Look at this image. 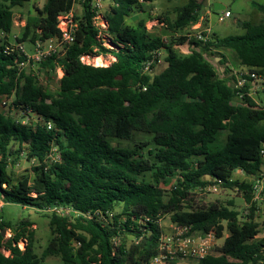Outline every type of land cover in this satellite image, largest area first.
Masks as SVG:
<instances>
[{
    "label": "trees",
    "instance_id": "16d2710c",
    "mask_svg": "<svg viewBox=\"0 0 264 264\" xmlns=\"http://www.w3.org/2000/svg\"><path fill=\"white\" fill-rule=\"evenodd\" d=\"M27 1L0 0L1 33L10 34L14 9ZM86 1L75 14L74 42L39 64L47 73L58 66L64 71L55 91L20 67L17 53H5L0 38V248L9 251L5 256L0 250V264H149L159 253L165 215L189 232L214 235L210 251L195 264H264L255 204L246 215L245 206L239 211L232 202L186 207L218 181L248 204L251 180L264 174V83L257 82L256 99L249 84L235 88L234 75L220 72L206 56L228 49L238 67L264 74V3L252 2L263 17L242 22L243 33H212L207 43L192 40L183 54L174 45L184 37L165 43L148 34L144 19L126 24L143 5L138 0H103L104 37L114 46L104 47ZM204 2L186 0L173 20L166 14L158 19L173 33L196 22ZM72 6V0H45L25 18L17 40L58 37L57 16ZM155 48L165 51L163 68L144 75L142 62ZM106 53L115 58L107 66L80 61L82 54ZM3 97L10 98L8 110ZM15 159L32 165L12 178L8 168ZM6 205L32 208L48 219L50 239L40 255L27 218L11 235L1 234L13 227L3 217ZM48 256L61 262L49 263Z\"/></svg>",
    "mask_w": 264,
    "mask_h": 264
},
{
    "label": "built area",
    "instance_id": "2783aa9c",
    "mask_svg": "<svg viewBox=\"0 0 264 264\" xmlns=\"http://www.w3.org/2000/svg\"><path fill=\"white\" fill-rule=\"evenodd\" d=\"M73 5L78 3L81 6L86 0H72ZM143 3L142 0H138ZM87 2V1H86ZM149 3V2H145ZM103 0H89L88 6L93 12L92 22L96 29L98 30V36L101 37L102 45L106 48H113L114 46L108 42V39L104 37L106 34L107 21L104 17V8ZM230 16V12L225 8L220 10L217 14L218 21H223L225 18ZM20 18V21L17 23L22 26L25 25V20ZM14 21V17H13ZM154 23H158L160 26L166 27L165 22H161L158 19V16L152 18L151 20ZM150 22V21H149ZM149 22L147 24H149ZM150 26V25H149ZM57 27L59 29V36L54 38H36L33 42L30 41L32 48L29 50L26 48V42H20L17 40L20 36L18 33L10 36V34L1 33L0 38L5 40L4 51L7 54L17 53L21 59L18 61L20 67L25 68L28 64H40L43 60L49 58L52 55H63L68 47L74 42L75 39V30L77 27V21L75 20V11H73V6L68 11L62 12L57 16ZM39 33V32H38ZM18 35V36H17ZM174 37H184L182 43L188 45V49L193 47L190 42L192 40H197L202 44L209 42L212 39L211 26L208 21V18L199 17L198 20L192 24H189L183 27L181 30L173 32ZM161 40L167 43V38L164 36L161 37ZM181 43L174 45L175 48H179ZM94 51L98 50L97 47L93 48ZM165 51L163 48H155L149 51L147 58L142 62L141 72L145 74L152 75L157 70L164 65ZM99 58L100 61L103 58L104 63L99 66L109 65L115 58L110 54H98L95 56L89 54H82L80 56V61L84 64H92L96 66L95 61ZM108 61V63H106ZM61 69L59 66L56 71ZM62 70V69H61ZM63 71V70H62ZM64 72V71H63ZM234 75V87L241 88L245 84H252L253 86H258L257 82L260 81V74L255 71H251L248 68H242L235 71ZM145 89V87L143 88ZM238 97H241V93L237 92ZM1 103L4 104L5 100H1ZM264 108V107H263ZM261 155H264V149L261 150ZM252 196L250 203H245V209L242 210L243 215L248 214L249 207L252 204H255V215H258L259 207L261 202H264V174L261 172L258 177L253 178L252 180ZM2 187H5L6 184L2 183ZM220 187V181L217 183L214 182L203 188L200 192H215ZM3 205V202L0 199V210ZM59 213H63L61 209H57ZM65 211H67L65 209ZM108 216H112L110 213ZM172 229L170 231H164L160 238V248L159 253L154 256L149 264H169L170 262L176 260H185L189 259H200L208 254L211 247L214 243V235L212 233H201V232H189L188 227L186 226H177L172 224ZM10 231L9 229H3ZM25 242L21 240L19 246L21 249L24 248ZM2 253L5 256L9 255V251L4 248H0Z\"/></svg>",
    "mask_w": 264,
    "mask_h": 264
},
{
    "label": "rangeland",
    "instance_id": "374dc122",
    "mask_svg": "<svg viewBox=\"0 0 264 264\" xmlns=\"http://www.w3.org/2000/svg\"><path fill=\"white\" fill-rule=\"evenodd\" d=\"M207 1L211 6L214 2H220L225 6V9L230 12V16L228 18H225L223 21H218L217 15L215 13H212L211 16L209 17L210 26L212 30L211 32L220 37L226 35L241 34L244 32V29L240 23L244 21L250 23H257L263 17V14L252 5V2L263 4L264 0H207ZM44 2L45 0H29L25 2L21 7L15 8L14 22L12 24L10 36L14 35L15 33H18V35L20 36V33L22 32L23 28L18 24L19 22L17 23V21H20V18L25 20V18L29 14L35 15L36 10L42 8ZM185 2L186 0H152L149 3H144L141 7L139 6V8L136 11L132 12L128 17H126V23L133 27L136 26V23L140 19H144V24L149 35L159 36L160 38L164 36L165 38H167V41H169L170 39L171 41L172 40L176 41L177 37H174L173 33H171L170 30H168V28L164 26H160L158 25L157 22L154 23L151 20L152 18H155L159 14H166L169 20H173L176 16V8L183 5ZM73 11H75L76 14H80V12H82V8L80 5H78V3H75L73 5ZM148 22L149 24H147ZM25 45L26 48L29 50L32 48L29 42H26ZM206 56L213 63H215L212 56H210L208 53L206 54ZM223 58H225V60L226 59L231 61L234 60L233 55H228V54L224 55ZM101 62L102 63L105 62L103 58L101 59ZM106 63H108V61H106ZM162 68L163 66L160 67L157 70V72ZM25 69L27 72L37 75L38 82L47 89H50V91H55L57 89L58 80L64 74V72L61 69H59L58 72L56 71L55 73L53 72L47 73L43 69H40L39 64H28L27 66H25ZM259 80L264 83V74H260ZM259 86H262V84H260ZM249 88L251 90V95L257 99V93H260L257 92V90L259 91L260 89L259 88L253 89L252 84H249ZM2 100H5L6 102L4 110H8L7 103L9 102L10 98L6 99L3 97ZM263 160H264V155H263ZM13 164H10L8 168L10 175H12V178L18 177L25 169H29L32 165L30 161H24L19 159H15ZM263 171H264V161H263ZM237 176L243 177L241 176V174H238ZM230 202H232L231 203L232 206L239 211H241L240 210L241 208H244V201L236 189H226L219 187L218 190L215 192L207 191V192H200L194 194L193 198L190 200V205L186 207L191 209H200V208H206L208 207V205L212 203L229 205ZM3 217L5 220H8L13 224L11 231L5 230L3 232V236L6 237L12 234L13 229L16 227V225L21 219L27 218L29 221L33 222L34 225V226L32 225V228L34 229L33 249L37 255H40L41 251L43 250L48 240L50 239L48 219L44 217L40 212H37L32 208H24L18 205H6L4 207ZM255 219L259 224H261L259 226L258 238L264 237V226L262 225L264 222V202H261L258 215L257 217H255ZM161 225L164 231H170L172 229L169 215H165L163 217V219L161 220ZM226 235H227V231L224 230L223 236L215 240V247L222 244L224 237ZM129 241L130 239L127 240L128 243ZM45 260L49 263L61 262L60 258L57 256H48L45 258ZM196 261L197 260L194 258L192 259L186 258L185 260H176L170 262L169 264H195Z\"/></svg>",
    "mask_w": 264,
    "mask_h": 264
},
{
    "label": "crops",
    "instance_id": "0c3cea01",
    "mask_svg": "<svg viewBox=\"0 0 264 264\" xmlns=\"http://www.w3.org/2000/svg\"><path fill=\"white\" fill-rule=\"evenodd\" d=\"M218 3L223 5L220 2H218ZM212 13H215L216 15L218 14L217 11H214L212 9V6L209 4V2L207 0H205V2L203 3L202 9L200 10V17H205L206 19L208 18V21H209V17L211 16ZM75 14H76V12H75ZM22 22H24V19L22 20ZM125 22H126V19H125ZM209 23H210V21H209ZM160 35H162V34H160ZM178 51L180 53H183V54L189 52L188 45L186 43H181L179 48H178ZM219 53L220 54H217V53H214V52H211V51L208 52V54L210 56H212L213 60L215 61V63H213V64L217 67V69L220 72L227 71L226 75H228V76L232 75L233 76L235 71H237L239 69H242V68H245L244 66L243 67H241V66L238 67L237 64H236L237 61H235L233 59H232L233 61H231V60H227V59L225 60V58H223L224 55H226V54L233 55L231 50L221 49V50H219ZM220 60H222V63H218ZM221 76H223V74H221ZM252 88L257 89L258 86H256V87L253 86ZM261 169H263V165H262ZM234 174L238 175V174H241V172L237 170V171L234 172ZM241 176H243V175L241 174Z\"/></svg>",
    "mask_w": 264,
    "mask_h": 264
},
{
    "label": "water",
    "instance_id": "95a60500",
    "mask_svg": "<svg viewBox=\"0 0 264 264\" xmlns=\"http://www.w3.org/2000/svg\"><path fill=\"white\" fill-rule=\"evenodd\" d=\"M224 8H225V6L219 4L218 2H214V3L212 4V9H213L214 11H220V10H223ZM240 24H241V23H240ZM3 232H4V230H1V234H2V235H3Z\"/></svg>",
    "mask_w": 264,
    "mask_h": 264
},
{
    "label": "bare ground",
    "instance_id": "6f19581e",
    "mask_svg": "<svg viewBox=\"0 0 264 264\" xmlns=\"http://www.w3.org/2000/svg\"><path fill=\"white\" fill-rule=\"evenodd\" d=\"M96 66H99L100 64H102V62L97 58V60L95 61Z\"/></svg>",
    "mask_w": 264,
    "mask_h": 264
}]
</instances>
